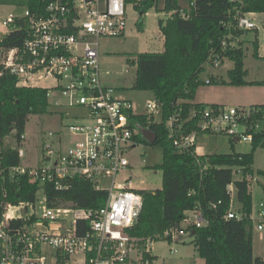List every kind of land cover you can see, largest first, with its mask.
<instances>
[{"label": "built area", "instance_id": "2783aa9c", "mask_svg": "<svg viewBox=\"0 0 264 264\" xmlns=\"http://www.w3.org/2000/svg\"><path fill=\"white\" fill-rule=\"evenodd\" d=\"M38 1L41 9L31 12L24 7L20 15L9 14L1 20L7 33L20 28L22 25L16 22L22 21L26 38L21 48L0 53V65L16 77L19 86L37 87L35 82L50 80L52 84L43 88L50 110L79 109L81 113L71 117L77 123L66 127L73 139L70 145H63L62 133H49L48 137H56L58 148L43 143L41 161L36 166L20 164L7 170L12 178L26 177L38 191L32 203L4 204L0 214V264H162L152 253L156 242H183L184 237H190V228L206 227L208 221L195 207L184 213L178 225L160 235L136 238L128 234L141 213L144 190L135 188L129 179L117 180V176L130 166L126 153L137 143L135 136H141L134 122L139 115L133 113L130 100L115 97L117 88L102 84L98 53L99 40L124 36L127 9H136L148 0ZM194 2L188 0V9H180L177 14L189 18ZM248 15L236 10L232 28L256 29ZM226 38L232 39V35ZM222 45L225 47L224 41ZM228 48H235L232 41ZM222 62L216 59L205 64L217 68ZM210 83V78L204 81ZM161 113V104L155 100L145 105V114L140 116L145 117L147 125L157 124ZM261 113L256 106H209L197 112L191 109L190 118L199 117L200 132L251 146L254 136L263 133ZM185 123L179 110L168 118L166 128L173 146L179 152L194 147V155L202 156L197 150L198 132L180 134ZM21 140L23 143V136ZM21 147L17 151L20 161L24 157ZM196 162L203 173L206 165ZM234 175L237 180L243 179L238 170ZM76 181L104 192L102 206L82 209L60 200L57 206L47 205L45 186L63 192ZM227 189L230 203L225 219L240 220L243 214L234 209V187ZM249 218L252 222L251 214ZM79 222L86 224L82 233H78ZM256 222V230L263 234V206L256 213Z\"/></svg>", "mask_w": 264, "mask_h": 264}, {"label": "trees", "instance_id": "16d2710c", "mask_svg": "<svg viewBox=\"0 0 264 264\" xmlns=\"http://www.w3.org/2000/svg\"><path fill=\"white\" fill-rule=\"evenodd\" d=\"M180 1L164 0L162 10L155 7L156 12L168 14L165 21L158 19V30L164 40L163 50L139 53L132 61L136 67L132 88L151 92L162 107L157 124L147 125L143 116L134 118L136 125L147 127L155 134L151 146L162 150V162L154 166L155 170L162 171V187L154 191H141L143 207L128 234L136 238L160 235L178 225L185 212L199 207L208 225L190 228L189 234L204 264H264V258L253 256L252 223L249 218L251 193L250 183L246 180V176L253 174L255 150L264 147V125L263 133L254 136L249 152H235L237 143L228 140V153L202 156L194 155V147L189 151H177L166 128L168 118L179 110L182 121H186L180 134L188 135L194 131L198 132L199 137L210 134L198 130V116L190 118L191 109L197 112L206 108L192 101L197 89L204 85L200 74L207 62L212 63L216 59L232 62L233 67L227 72V84L230 86H264V81L248 83L244 80L247 73L244 53L241 47L228 48L229 43L242 34L232 28L236 10L244 14L264 13V0H243L242 4L229 0H194V8L190 9V17L186 19L177 14L182 9ZM154 4L151 0L144 1L136 8L139 12L136 23L139 32L145 28L143 16L146 10ZM21 5L31 12L42 7L38 0H23ZM16 23L22 26L0 39V53L21 48L26 33L24 23ZM228 35H232V39H227ZM254 56H257L256 43ZM210 82H217V78L210 77ZM46 93L47 90L43 88L19 86L16 77L0 65V214L6 203H32L35 200L38 187L30 184L26 177L12 178L7 170L21 164L17 151L21 147L28 117L49 112ZM256 107L261 109V116H264V105ZM261 118L264 120V117ZM11 133L14 134L15 147L3 149V140ZM135 140L149 145L140 135L135 136ZM196 161L206 165L203 173H200ZM236 170L242 175V180L233 181ZM230 185L234 187L236 203L243 214L240 220L225 219L229 210L230 193L227 188ZM43 192L48 206H57V200H60L76 208L89 209L101 207L105 200L104 192L95 191L90 184L82 181L74 182L68 191L58 192L45 186ZM78 226V233L86 228L82 222Z\"/></svg>", "mask_w": 264, "mask_h": 264}, {"label": "rangeland", "instance_id": "374dc122", "mask_svg": "<svg viewBox=\"0 0 264 264\" xmlns=\"http://www.w3.org/2000/svg\"><path fill=\"white\" fill-rule=\"evenodd\" d=\"M23 0H0V23L7 15H20L23 11ZM149 1V0H148ZM155 4L146 10L143 18L145 28L139 32L136 23L139 19V12L136 9L128 8L127 27L123 37L104 38L99 40V71L102 84L112 86L118 90L115 97L128 99L132 102L133 113L136 115L145 114V105L154 103L155 98L151 92L134 90L136 67L132 64L135 57L143 52H156L155 42L161 47V36L158 32V19L165 21L168 14L156 12L163 9L164 0H151ZM183 2L182 9H188V1ZM250 19L256 29L241 31L232 43L235 47H241L244 53V69L247 72L245 81H264V13L249 14ZM246 32V33H245ZM7 30L0 25V39L4 38ZM257 45V56H254V44ZM129 61V62H128ZM230 60L224 59L217 68H212L205 64L204 71L200 74V79L204 82L210 77L217 78V82L204 84L196 91V100L206 107L219 105L225 107H243L264 105V86H243L234 87L227 84L228 70L232 69ZM222 82H225L224 84ZM50 80H40L33 85L47 88L51 85ZM79 109H57L50 110L43 115H30L26 123L21 149L24 157L21 160L23 166H36L42 157V146L45 144L56 145V137H48L49 133L64 136L63 145L67 147L72 140L66 127L77 123L71 117L80 114ZM63 117V118H62ZM15 138L11 133L3 140V149L14 148ZM230 145L228 139L222 136L206 134L199 137L197 150L199 154L228 153ZM235 152L247 153L250 151L249 145L237 144L234 146ZM128 166L118 176L117 180L129 179L132 185L139 190L154 191L162 187V171L155 170L162 162V150L159 147L136 143L131 150L126 153ZM253 174L249 179L251 193V219L252 220V245L253 256L264 257V242L258 240L259 232L256 230V213L263 206L264 209V147H258L254 152ZM237 176H233V181ZM234 209L239 210V205L235 202ZM264 235V232H263ZM179 242L158 241L154 244L152 253L162 262V264H204L198 256L196 247L191 243L190 237H184ZM175 250L176 253H170Z\"/></svg>", "mask_w": 264, "mask_h": 264}, {"label": "water", "instance_id": "95a60500", "mask_svg": "<svg viewBox=\"0 0 264 264\" xmlns=\"http://www.w3.org/2000/svg\"><path fill=\"white\" fill-rule=\"evenodd\" d=\"M137 128L140 131L142 139H144L147 144L152 145L156 138L155 134L142 126H138Z\"/></svg>", "mask_w": 264, "mask_h": 264}, {"label": "crops", "instance_id": "0c3cea01", "mask_svg": "<svg viewBox=\"0 0 264 264\" xmlns=\"http://www.w3.org/2000/svg\"><path fill=\"white\" fill-rule=\"evenodd\" d=\"M188 1V0H187ZM184 4H183V2L182 1H180V6H183ZM158 32H159V30H158ZM159 34H160V36H161V47L157 44V40L158 39H160L158 36H157V39H156V42H155V48H157V50H156V52H161L162 50H163V42H164V40H163V37H162V35H161V33L159 32ZM144 53V52H143ZM151 53H154V52H151ZM192 103L193 104H196V103H199V104H201L200 102H198L197 100H196V93H195V97H194V100L192 101ZM219 106V105H218ZM205 154V153H204ZM203 154V155H204ZM29 166V165H28ZM258 240L261 242V241H263L264 242V235L263 234H259V236H258ZM260 258H264V257H260Z\"/></svg>", "mask_w": 264, "mask_h": 264}]
</instances>
